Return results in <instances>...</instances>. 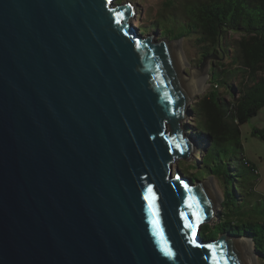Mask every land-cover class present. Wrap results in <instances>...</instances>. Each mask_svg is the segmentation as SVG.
Masks as SVG:
<instances>
[{
  "label": "water",
  "instance_id": "1",
  "mask_svg": "<svg viewBox=\"0 0 264 264\" xmlns=\"http://www.w3.org/2000/svg\"><path fill=\"white\" fill-rule=\"evenodd\" d=\"M135 16L0 0V264H257L244 238L200 235L221 199L176 166L192 96L175 40Z\"/></svg>",
  "mask_w": 264,
  "mask_h": 264
},
{
  "label": "trees",
  "instance_id": "2",
  "mask_svg": "<svg viewBox=\"0 0 264 264\" xmlns=\"http://www.w3.org/2000/svg\"><path fill=\"white\" fill-rule=\"evenodd\" d=\"M175 1L164 0V8L177 7ZM179 7L178 16L158 18L140 32L192 40L201 48V61L217 57L209 62V90L190 105L184 126L196 146L190 166L195 173L181 174L192 181L211 177L222 195L217 221L203 225L200 235L248 238L264 264V195L240 143V127L264 107V0H183ZM251 135L264 143V129Z\"/></svg>",
  "mask_w": 264,
  "mask_h": 264
},
{
  "label": "rangeland",
  "instance_id": "3",
  "mask_svg": "<svg viewBox=\"0 0 264 264\" xmlns=\"http://www.w3.org/2000/svg\"><path fill=\"white\" fill-rule=\"evenodd\" d=\"M125 3V2H131L134 6V11L136 13L135 19L131 20V24L134 27H138L140 29V26H147L149 23L153 22L154 20H157L158 18L166 19L168 20L170 16L175 14L176 16L179 15L180 12V5L183 0H176L177 7H174L170 10H167L164 8V0H116V3ZM143 32V30H142ZM159 31H147L146 35H155L154 39L160 40L162 39V36L159 35ZM177 45L178 51L181 53L182 58L184 61L181 62V70L180 74H182L183 78L187 83L192 85L193 92H192V102L190 104L195 103L199 98L204 96L209 90V82H210V75H209V62L204 67H201V48L198 46V44L192 40L188 39H178L175 40L173 43ZM172 44V45H173ZM183 80V81H184ZM220 97L225 98L228 100V96L225 95L223 91H220ZM190 116L183 120L181 122V127L184 130L185 135L187 136V130L184 128L186 125V122ZM253 129H264V107L261 108L257 115L250 119L246 124L242 125L240 127V143L243 148V154L245 158L250 161L255 167L258 172V175L256 177V189L258 192L262 193L264 195V143L253 137L251 135V132ZM192 141V138L189 137ZM195 145V142H193ZM196 147V146H195ZM196 154L194 152L193 154H190L189 161L179 160L176 163V166L180 173L188 174L190 172H193L192 169H190L191 163L193 162V156ZM195 173V172H193ZM207 177L204 180H208ZM214 180V179H213ZM203 181V180H202ZM215 182V181H214ZM217 191L219 193L221 202H222V195L219 186L215 182ZM220 203L215 206L214 214L211 218V220L206 225L213 226L215 222L217 221V214L220 211ZM246 240V239H244ZM249 241V240H248ZM252 245V244H251ZM253 251V248H252ZM253 254L255 255L254 251ZM256 262L257 264H261L257 260L256 255Z\"/></svg>",
  "mask_w": 264,
  "mask_h": 264
},
{
  "label": "bare ground",
  "instance_id": "4",
  "mask_svg": "<svg viewBox=\"0 0 264 264\" xmlns=\"http://www.w3.org/2000/svg\"><path fill=\"white\" fill-rule=\"evenodd\" d=\"M171 50H172V55L174 56V62H175V65H176V68L178 69L179 71V74H180V70H181V62L184 61V59L182 58V55L181 53L178 51V48H177V45L173 44L171 45ZM185 83V86L187 87L188 89V94L190 96H192V92H193V88H192V85H190V83L188 84L187 81H184ZM188 137V136H187ZM190 139V138H189ZM218 205V204H217ZM245 239V238H244ZM246 241H248V239H246ZM251 243V241H248ZM252 244V243H251Z\"/></svg>",
  "mask_w": 264,
  "mask_h": 264
}]
</instances>
